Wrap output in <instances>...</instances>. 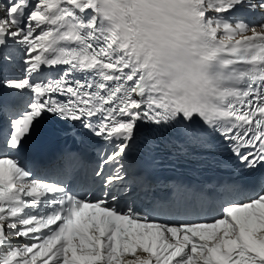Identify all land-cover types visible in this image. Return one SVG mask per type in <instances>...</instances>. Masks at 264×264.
<instances>
[{
    "label": "snow or ice",
    "instance_id": "snow-or-ice-1",
    "mask_svg": "<svg viewBox=\"0 0 264 264\" xmlns=\"http://www.w3.org/2000/svg\"><path fill=\"white\" fill-rule=\"evenodd\" d=\"M0 114V264H264V0H0ZM49 119L106 153L41 174L23 154ZM153 133L208 164L226 147L220 218L138 203Z\"/></svg>",
    "mask_w": 264,
    "mask_h": 264
},
{
    "label": "bare ground",
    "instance_id": "bare-ground-1",
    "mask_svg": "<svg viewBox=\"0 0 264 264\" xmlns=\"http://www.w3.org/2000/svg\"><path fill=\"white\" fill-rule=\"evenodd\" d=\"M47 174L50 175L51 174L50 171H48ZM186 219L189 220L190 216H187ZM182 224H185V223H182Z\"/></svg>",
    "mask_w": 264,
    "mask_h": 264
}]
</instances>
